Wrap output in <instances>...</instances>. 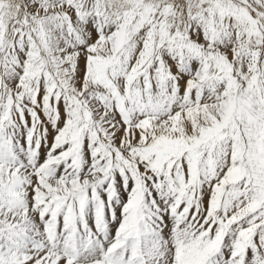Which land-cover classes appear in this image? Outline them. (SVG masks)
<instances>
[{
    "label": "snow or ice",
    "instance_id": "obj_1",
    "mask_svg": "<svg viewBox=\"0 0 264 264\" xmlns=\"http://www.w3.org/2000/svg\"><path fill=\"white\" fill-rule=\"evenodd\" d=\"M0 264H264V0H0Z\"/></svg>",
    "mask_w": 264,
    "mask_h": 264
}]
</instances>
